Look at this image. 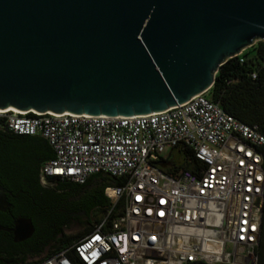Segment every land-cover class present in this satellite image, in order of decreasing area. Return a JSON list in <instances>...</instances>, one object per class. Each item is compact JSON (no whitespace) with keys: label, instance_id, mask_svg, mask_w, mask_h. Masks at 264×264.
I'll use <instances>...</instances> for the list:
<instances>
[{"label":"built area","instance_id":"2783aa9c","mask_svg":"<svg viewBox=\"0 0 264 264\" xmlns=\"http://www.w3.org/2000/svg\"><path fill=\"white\" fill-rule=\"evenodd\" d=\"M209 92L147 115L0 111L2 127L44 137L56 152L45 179L85 184L105 173L123 180L105 190L113 207L123 201V215L40 264H77L71 254L83 264H258L264 134ZM186 150L193 167L171 174V160Z\"/></svg>","mask_w":264,"mask_h":264},{"label":"water","instance_id":"95a60500","mask_svg":"<svg viewBox=\"0 0 264 264\" xmlns=\"http://www.w3.org/2000/svg\"><path fill=\"white\" fill-rule=\"evenodd\" d=\"M259 41L264 0H0V111L161 112L209 91ZM9 194L0 184L2 212ZM0 230L22 242L35 225L19 216Z\"/></svg>","mask_w":264,"mask_h":264},{"label":"trees","instance_id":"16d2710c","mask_svg":"<svg viewBox=\"0 0 264 264\" xmlns=\"http://www.w3.org/2000/svg\"><path fill=\"white\" fill-rule=\"evenodd\" d=\"M242 57L244 62L238 56L220 67L209 96L239 120L257 125L264 134V41L248 48ZM30 115L35 114L31 112ZM38 140L43 142L46 157L39 161L35 172L25 166L15 168V164L29 160L23 150ZM180 155L169 169L171 174H175V169L193 167L191 151H181ZM53 157L54 151L44 137L16 134L0 125V184L10 191L8 199L12 205L10 211H0V225L13 226L17 216H25L33 219L39 234L36 243L27 249L15 244L8 232L0 230V264H40L55 252L91 234L104 221L110 228L112 221L123 215V201L113 207L105 194L108 186L123 185L122 178L97 173L85 184L55 177L48 179L54 185H42L43 166ZM76 224L85 227L76 234H67ZM256 252L258 264H264V209ZM70 257L75 263L83 264L74 254Z\"/></svg>","mask_w":264,"mask_h":264},{"label":"flooded vegetation","instance_id":"af4514ba","mask_svg":"<svg viewBox=\"0 0 264 264\" xmlns=\"http://www.w3.org/2000/svg\"><path fill=\"white\" fill-rule=\"evenodd\" d=\"M23 152H25V153H27L29 155V160L26 163H23V164L21 163L22 161L17 163V164H15L14 165L15 168L19 167V168L23 169V167L25 166L27 169H31V171L35 172V169L38 168L39 161H41L42 159H44L46 157V153L43 151V142L39 141V140L38 141H34L33 143H31V145L29 147L25 148V150H23ZM175 161H177L175 158H173L171 160V162H175ZM165 163H170V162L167 161ZM27 164H28V166H27ZM40 182L44 186L54 185L48 179H45L43 175L40 178ZM17 217H19V216H17ZM15 219H14V221H15ZM34 225H35L34 234L29 239H27L25 241H22V242H15L14 241L15 244H18V245L22 246V248H27V249L31 248L36 243V241L38 240V237H39V234H37L38 233V231H37L38 228H37L35 222H34ZM5 227H8V226H5ZM12 227H14V222H13V226H10L8 228H12ZM5 232H8L10 235H12L13 239H14L13 232H11V231H5ZM45 235L43 236V238L45 237Z\"/></svg>","mask_w":264,"mask_h":264},{"label":"rangeland","instance_id":"374dc122","mask_svg":"<svg viewBox=\"0 0 264 264\" xmlns=\"http://www.w3.org/2000/svg\"><path fill=\"white\" fill-rule=\"evenodd\" d=\"M252 55H254V52H251ZM209 96V95H208ZM210 97V96H209ZM169 153V150L164 154V156H167ZM180 158L179 154H175V159L178 161ZM85 227L83 224H76L71 229L67 231V234H76L78 231L82 230Z\"/></svg>","mask_w":264,"mask_h":264},{"label":"bare ground","instance_id":"6f19581e","mask_svg":"<svg viewBox=\"0 0 264 264\" xmlns=\"http://www.w3.org/2000/svg\"><path fill=\"white\" fill-rule=\"evenodd\" d=\"M10 110H12V109H10ZM14 111V110H13Z\"/></svg>","mask_w":264,"mask_h":264}]
</instances>
